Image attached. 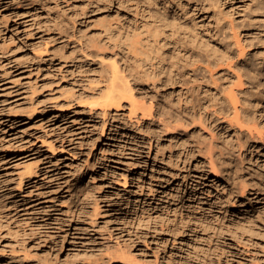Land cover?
<instances>
[{"label":"rangeland","instance_id":"rangeland-1","mask_svg":"<svg viewBox=\"0 0 264 264\" xmlns=\"http://www.w3.org/2000/svg\"><path fill=\"white\" fill-rule=\"evenodd\" d=\"M146 1L73 0L77 23L68 20L69 37L46 47L44 12L31 0H0V264H104L100 257L107 262L113 252L122 260L105 264H264V189L248 194L251 208L237 198L234 206L220 205L228 187L198 155L187 157L191 141L157 134L155 107L139 121L127 102L103 114L100 97L75 100L107 91L113 48L127 55L122 33L140 29ZM165 1L171 13L174 4L185 7L188 23L207 34L209 0ZM218 2L230 11L232 0ZM233 5L236 23L254 18L256 34H264V0ZM171 30L159 66L182 82L164 91L183 108L189 95L203 103L205 64L190 57L199 50ZM99 50L104 58L95 57ZM205 129L198 130L200 141ZM209 205L221 209L207 216L213 225L200 226ZM250 216L260 219L243 230Z\"/></svg>","mask_w":264,"mask_h":264},{"label":"bare ground","instance_id":"bare-ground-1","mask_svg":"<svg viewBox=\"0 0 264 264\" xmlns=\"http://www.w3.org/2000/svg\"><path fill=\"white\" fill-rule=\"evenodd\" d=\"M86 1L89 3L92 0ZM219 1L226 3L230 0ZM234 1L232 0L231 5H229L230 11L226 13L219 8L218 0H209L208 30L207 34L202 36L196 32L198 27L194 20H190L188 23L189 11L185 7L174 4L176 7H174V13H171L169 8L165 6V0H155V2L147 0L146 5L149 2V7L146 6V16L140 29H132L122 33L127 55L120 54L119 56V53L113 48L112 57L114 60L110 69L107 68L106 70L110 78H108L110 81L108 86L104 87V90L107 91L104 93L99 89L95 91V94L81 93L75 97V100L80 102L92 97H100L102 101L98 105L103 114H110L112 110L120 108L124 102H127L129 113L138 114L135 120L145 119L146 114L149 112L151 115L150 112L155 107L158 118L156 122L158 125L156 126L157 134H169L176 139L183 138L187 143L191 141L192 145L189 147L187 157L198 155L200 159L204 160L209 174L223 181L226 188L228 187V190L225 191L227 193L219 195L220 197L216 201H219L220 205L234 206L235 200L233 198H237L241 201L242 206L246 205L251 208L252 200L248 199V194L258 195L264 189V124L262 125L259 120L263 119L264 121V34H256L259 29L254 18H249L241 24L235 22L232 16ZM31 2L35 8L41 9L46 16L45 34L43 36L46 47L50 43L62 41L69 37L68 20L72 26L77 23V15H74L76 13L70 12L76 7L73 0H31ZM150 2H153V7L150 6ZM82 14L83 16L86 15L85 12ZM70 15L74 16L70 17ZM171 29L183 32L185 38L196 44V48L199 50V55H190V57H196L194 64H199L201 61L205 64L208 89L207 98H204L206 101L203 103L201 99H198V95L196 99L188 94L190 101L184 102L185 107L183 108L178 102L176 105L164 91L170 89L168 85L182 82L181 78L173 79L170 76H165L163 68L159 66L165 56H168L164 48L167 40L175 34ZM243 32L246 35L242 38ZM103 55L104 52L99 50L95 57L104 58ZM151 58L155 63L153 61L149 63ZM145 65L147 68L144 67ZM174 91L171 89V94ZM190 91L193 94L192 90ZM136 97L148 102L149 106L140 104ZM204 103H207V107H203ZM148 107L149 111L147 110ZM92 109L94 108L90 107V110ZM189 109H197L199 111L198 117L196 114L188 112ZM200 112L205 113V118ZM203 122L207 123V125L204 124L205 127ZM147 127L153 135L150 124ZM200 129H205L207 134L202 141L199 140L198 130ZM248 165H254V168ZM29 174L36 176V172L33 170ZM244 200H247L245 204H243ZM215 205H209L211 207L209 212L203 213L205 219L199 222L200 226L214 224L209 222L211 220L207 216H213L215 209H221L219 205ZM257 211L260 215L262 214L261 210L257 209ZM257 218L260 219L257 216H250L245 219L246 228L243 230L256 227ZM120 248L115 251L119 252ZM125 250L127 251V247ZM116 253H110L107 259L114 261ZM122 257H116L115 260H122ZM105 259V256H101V263L109 262L108 260L106 262ZM73 264L92 263L76 262Z\"/></svg>","mask_w":264,"mask_h":264}]
</instances>
